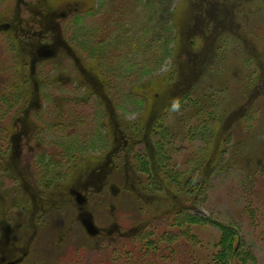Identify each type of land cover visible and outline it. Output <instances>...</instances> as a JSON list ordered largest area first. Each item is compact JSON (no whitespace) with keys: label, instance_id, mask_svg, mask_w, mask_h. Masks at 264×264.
Instances as JSON below:
<instances>
[{"label":"rangeland","instance_id":"obj_1","mask_svg":"<svg viewBox=\"0 0 264 264\" xmlns=\"http://www.w3.org/2000/svg\"><path fill=\"white\" fill-rule=\"evenodd\" d=\"M0 264H264V0H0Z\"/></svg>","mask_w":264,"mask_h":264},{"label":"trees","instance_id":"obj_2","mask_svg":"<svg viewBox=\"0 0 264 264\" xmlns=\"http://www.w3.org/2000/svg\"><path fill=\"white\" fill-rule=\"evenodd\" d=\"M75 15H78V16H80V14H78V13H77V14L75 13Z\"/></svg>","mask_w":264,"mask_h":264}]
</instances>
